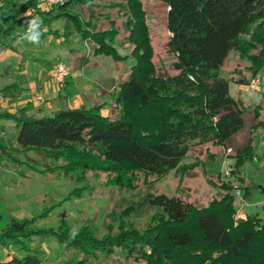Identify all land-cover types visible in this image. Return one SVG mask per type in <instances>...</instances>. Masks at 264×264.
<instances>
[{
    "label": "trees",
    "instance_id": "1",
    "mask_svg": "<svg viewBox=\"0 0 264 264\" xmlns=\"http://www.w3.org/2000/svg\"><path fill=\"white\" fill-rule=\"evenodd\" d=\"M40 1L28 0L20 5L14 0H0L2 48L11 49L24 36L30 20L25 14ZM164 1L168 4L171 34L168 52L175 57L168 69L172 74L159 71L152 60L146 12L140 1L127 0L123 8L129 13L126 25L131 33L125 41L131 43L136 60L129 80L115 87L108 100L91 108L60 109L43 117L29 114L26 107L15 113L0 110V122L15 123L16 145L62 160L59 168L78 181H83L87 173H104L109 177L108 185L127 190L136 189L141 176L145 181L150 177L163 180L172 170L193 167L184 161L195 145L214 143L228 148L243 126L245 110L243 99L231 95L230 83L249 85L264 69V0ZM83 4L91 5V1L66 0L40 16L44 25L63 23L67 41L73 33L87 41L95 34L92 20L82 23L79 5ZM137 10L143 18V35L137 18L130 16ZM110 21L114 28L100 33L108 38H103L94 54L124 59L114 47L118 31L115 21ZM231 49L245 66L236 71L240 78L228 80L219 73ZM74 84L70 73L59 97H72ZM105 107L112 115L120 111L119 118L104 116ZM253 149L251 140L235 156L232 174L240 173L242 180V166L257 159ZM0 151L7 153L1 143ZM85 187L74 189L65 201L74 194L82 196ZM223 187L226 191L204 207L167 194L150 197L158 213L145 230L129 228L130 222L122 220L119 233L102 238L88 225L75 229L64 222L57 229L47 230L34 227L35 219H12L0 230V246L13 242L26 255L3 264H43L38 251L31 252L27 242L44 235L56 238L63 250L71 253L65 264H91V259L109 258L116 249L127 259H143L146 264H264V204L263 215L239 216L234 186ZM245 189L247 202L250 189ZM130 210L123 211L122 219L132 213ZM73 229L77 232L74 238L70 236Z\"/></svg>",
    "mask_w": 264,
    "mask_h": 264
},
{
    "label": "rangeland",
    "instance_id": "2",
    "mask_svg": "<svg viewBox=\"0 0 264 264\" xmlns=\"http://www.w3.org/2000/svg\"><path fill=\"white\" fill-rule=\"evenodd\" d=\"M14 1L22 5L28 0ZM89 1L91 5H79V9L82 11L83 24L90 23L92 20L90 26L95 35H90V38L84 41L78 33H73L65 46L67 49L70 46L74 47L75 57L70 59V55L64 53V56L59 59L55 68L54 83L57 86V66L60 63L67 64L72 74L71 81L74 79L75 83L72 86L73 92H78L84 102L89 103V107H93L102 102L103 98L108 100L115 87L129 80L136 60L132 54L131 43L125 41L131 33L129 25H126L129 13L123 8L127 7V0ZM138 1L146 12L148 33L153 47L152 60L159 71L169 72L168 69L175 61V57L168 52L171 41L168 4L164 0ZM114 4L116 7L111 6ZM140 12V10L139 12L137 10L135 14L131 12L130 16L137 18L141 25L140 35H143V18L141 19ZM25 15L27 16L28 12ZM110 19L115 21V28L118 31L114 47L124 59L114 60L106 55L94 54L95 48L99 46L103 38H108L107 35L100 33L114 28L111 24L112 20L109 22ZM54 24L53 27L45 22V27L40 29L41 33H45L43 30H49V27L58 29V26H61L58 32L62 31L63 23ZM53 41L55 45V39ZM46 47L49 51L53 49L48 43ZM244 66L235 50L231 49L219 74L228 80L238 79L241 74L236 71ZM76 77L78 79H75ZM257 77L261 79L257 90H250L245 84L230 83L231 95L237 99H243L245 110L242 115L243 126L234 134L228 148L214 143L195 145L184 161L186 165L193 167L187 170H172L163 180L150 177L145 181V178L141 176L136 189L127 190L110 186L107 184L109 177L104 173H87L83 181H78L73 176L65 175L59 168L63 164L62 160L47 157L37 150L24 151L16 143L7 144V153L0 151V230L5 228L12 219H35L34 227L47 230L57 229L64 222L75 229L88 225L96 232L98 238L109 233L113 235L119 233L122 220L130 222L129 228L143 231L151 224L153 215L158 213V207L151 203L150 197L167 194L191 202L197 207H204L226 191L223 185L234 186L233 192L239 199L236 200L239 216L245 217L251 213L263 215L264 69L258 73ZM41 100L43 101V98ZM60 101L63 106L64 102ZM110 115L111 119L116 120L120 116V111ZM251 140L254 145L253 154L257 159L242 166V180L239 177L240 173L232 174L235 170V156L238 150L248 146ZM43 169L47 170L44 174L41 173ZM83 186L86 187L82 196L74 194L65 201L74 189ZM247 187L250 193L247 202H244ZM238 189L241 191L239 195ZM59 203L62 205L55 206ZM50 208L53 210L47 216H41ZM127 208H132L130 210L132 213L122 219V213ZM27 244L31 252L38 251L43 264H65L71 256V253L65 252L56 238L50 235L34 236ZM122 254L124 253L119 254V250L116 249V253L111 257L91 259V264H146L143 259H127ZM25 255L26 252L13 242L7 247L0 246V264L9 261L12 257L21 258Z\"/></svg>",
    "mask_w": 264,
    "mask_h": 264
},
{
    "label": "crops",
    "instance_id": "3",
    "mask_svg": "<svg viewBox=\"0 0 264 264\" xmlns=\"http://www.w3.org/2000/svg\"><path fill=\"white\" fill-rule=\"evenodd\" d=\"M54 25L51 26L54 27ZM60 27L58 26V29ZM49 28V30H43L45 33H41L37 44L29 43L22 39V36L11 49L0 46V110L15 113L26 107L29 109V114L43 117L51 116L64 107L77 109L86 106L91 108L78 92L69 99L59 97V89L54 83L55 68L64 53L69 54L70 59L75 57L73 55L74 47L70 46L67 49L65 44L68 41L64 38L62 31L58 32L56 28ZM54 39L55 45L53 44ZM47 43L53 47L52 51L46 47ZM10 87H12L11 90H6ZM105 99L103 98L102 101ZM60 100L66 104L63 103L61 106ZM105 108L102 110V114L110 116L109 108ZM16 133L14 122H0V143L4 147L7 148L9 143H16Z\"/></svg>",
    "mask_w": 264,
    "mask_h": 264
},
{
    "label": "built area",
    "instance_id": "4",
    "mask_svg": "<svg viewBox=\"0 0 264 264\" xmlns=\"http://www.w3.org/2000/svg\"><path fill=\"white\" fill-rule=\"evenodd\" d=\"M66 0H41L35 8H32L28 11V16H30V20L33 18H38L42 23L40 24V29L45 27L42 17L40 16L41 12H45L47 10L52 9L55 6L64 5ZM27 31V26L25 27V33ZM70 75L67 64L60 63L57 66L56 72V83L58 89H62L65 84L66 78ZM261 84L260 77H256L248 86L250 90H257ZM42 99V98H41ZM238 195L241 193L240 189H238Z\"/></svg>",
    "mask_w": 264,
    "mask_h": 264
},
{
    "label": "clouds",
    "instance_id": "5",
    "mask_svg": "<svg viewBox=\"0 0 264 264\" xmlns=\"http://www.w3.org/2000/svg\"><path fill=\"white\" fill-rule=\"evenodd\" d=\"M27 31L22 37V39L28 41L32 44L39 43L41 31H40V24L42 21H40L38 18H33L31 20H28L27 22ZM77 232L75 229H73L70 232V236L74 238L76 236Z\"/></svg>",
    "mask_w": 264,
    "mask_h": 264
}]
</instances>
